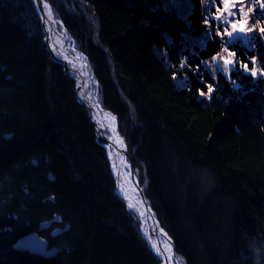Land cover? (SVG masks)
Returning a JSON list of instances; mask_svg holds the SVG:
<instances>
[{"label": "trees", "instance_id": "1", "mask_svg": "<svg viewBox=\"0 0 264 264\" xmlns=\"http://www.w3.org/2000/svg\"><path fill=\"white\" fill-rule=\"evenodd\" d=\"M48 1L176 258L264 264V0H228L231 21L248 4L258 22L249 44L229 38L224 0L184 12L176 0ZM41 27L32 0H0V264H160ZM225 49L228 72L215 63ZM34 231L55 255L15 248Z\"/></svg>", "mask_w": 264, "mask_h": 264}, {"label": "bare ground", "instance_id": "2", "mask_svg": "<svg viewBox=\"0 0 264 264\" xmlns=\"http://www.w3.org/2000/svg\"><path fill=\"white\" fill-rule=\"evenodd\" d=\"M52 10L47 4H43V12L40 13L41 19L43 20V30L47 35L46 41L44 42L45 47L51 55L60 60L64 69L68 70L75 77L77 84L80 86L78 91L79 99L90 107L89 115L91 121L96 128L98 136L105 140L107 155L112 163L113 176L116 178L115 184L117 182V192L122 197L120 195L118 196L125 198L128 205H133L131 208L136 211L138 217L141 219L142 231L146 235L148 244L159 257L162 259H164L163 256L166 257L167 260H164L163 264H177L171 237L151 215L146 213L145 207L136 196L135 185L131 182L128 172L130 165L129 156H126L120 150L124 147V141L117 129L115 117L105 112V109L103 108V110L99 107V103L96 102L97 100L91 89L92 74L87 57L82 51L80 52L78 49L74 50L73 47L66 45L68 44L66 36L57 27L58 24H61V21ZM49 13H51L50 16ZM47 241L49 240L47 239ZM160 245L164 252L159 248Z\"/></svg>", "mask_w": 264, "mask_h": 264}, {"label": "rangeland", "instance_id": "3", "mask_svg": "<svg viewBox=\"0 0 264 264\" xmlns=\"http://www.w3.org/2000/svg\"><path fill=\"white\" fill-rule=\"evenodd\" d=\"M33 1V4H34V7H35V11H36V13L38 14V17L40 18V21H41V28H42V44H43V48L50 54V56L52 57V55H51V53L48 51V49L45 47V41H46V37H47V35H46V33H45V31L43 30V20L41 19V14H40V12L38 11V9H37V7H36V5H35V2H34V0H32ZM50 5H51V3H50ZM176 5V7H178L179 8V10H181V11H187V9H188V7H189V3H188V1L187 0H176L175 1V3H174V6ZM224 4L222 3V6H223ZM260 5V4H259ZM177 8V9H178ZM244 9H242L241 10V14H242V16H239V17H237V18H235V19H233L232 21L230 20V18L231 17H229V16H231V15H229V13H231V11L228 9V8H225V9H228L227 11H226V15H227V18H225V17H222V18H224L223 20H220L221 22H226L227 23V26L228 25H230V26H228L229 27V30H228V35H229V33H231V35H229V38L230 39H232V40H239V41H241L242 43H245V44H249V39L251 38V34H252V31H255L256 32V29H254V28H259V25H258V22H256V24L253 22V19H245L246 17H249L250 16V13H251V8H249V6H248V4L247 5H244V7H243ZM254 8H255V5H254ZM253 8V9H254ZM51 9H52V5H51ZM219 8H217V10H218ZM53 11V10H52ZM229 20L231 21V22H229ZM58 23V22H57ZM231 23H237V28L236 29H233L232 27H231ZM243 27L244 28V31H240V27ZM57 27H59V30H60V32L61 33H63L65 36H66V41L68 42V44H66V45H69V46H71V47H73L74 48V50L76 49L77 50V48H75V42H74V40L71 38V37H69L68 36V33H67V30H66V28H65V26L61 23V24H58L57 25ZM224 27H226V26H224ZM81 52V51H80ZM230 53H229V51L227 50V49H225L224 51H223V53L221 54V55H219L218 57H216L215 58V63H216V65L217 66H219L220 68H223L226 72H228L229 71V68H231L232 66H233V59H232V57L229 55ZM52 59H54L53 57H52ZM54 60H56V59H54ZM56 61H58V60H56ZM225 61H228L229 63L228 64H225ZM59 63H61L60 61H58ZM70 73V72H69ZM70 75L75 79V77L70 73ZM75 81H76V97H78V94H77V86H78V84H77V80L75 79ZM98 82L96 81V80H94L93 79V77H92V86H91V89H92V91H93V93H94V97H95V99L97 100L96 102L97 103H99L100 104V106L102 107V108H104L102 105H101V103H100V101H99V98H98ZM78 100V99H77ZM79 101V100H78ZM105 109V108H104ZM106 111H108V112H111L110 110H108V109H105ZM111 113H113V112H111ZM114 114V113H113ZM116 115V114H115ZM112 116V115H111ZM117 116V115H116ZM118 118V117H117ZM116 121V126H117V129H118V131H119V134H120V136L122 137V139H123V141L125 140V138H124V136L122 135V133H121V131H120V127H119V119H118V121L117 120H115ZM104 139H106V138H104ZM106 141H107V139H106ZM124 143V147L127 145V142H126V140L123 142ZM123 147V148H124ZM127 149H128V146H127ZM129 152V151H128ZM127 156V155H126ZM128 156H130V154L128 155ZM130 158V157H129ZM109 161H110V168H111V171H112V173H113V169H112V163H111V160H110V158H109ZM130 162V161H129ZM131 166H133L132 165V163L130 162V165H129V169H128V172H129V176H130V167ZM133 168H134V166H133ZM134 172H135V169H134ZM135 175H136V172H135ZM136 178H137V180H138V177H137V175H136ZM114 179L116 180V178L114 177ZM130 180H131V182L135 185V183L132 181V179H131V176H130ZM138 183H139V180H138ZM139 186L141 187V189H142V191L144 192V190H143V188H142V186L140 185V183H139ZM115 189H116V193H117V195H120L118 192H117V182H116V186H115ZM135 193H136V196L139 198V200L141 201V199H140V194L138 193V187L135 185ZM145 194V193H144ZM121 196V195H120ZM122 197V196H121ZM145 197H146V195H145ZM123 200H124V202H125V204H126V206H127V208L129 209V210H133V208H130L129 207V205H128V202H127V200L125 199V198H122ZM147 199V198H146ZM141 203H142V201H141ZM147 203H148V200H147ZM148 205H149V203H148ZM149 207H150V209L152 210V212H153V215H151L156 221H157V219H156V217H155V214H154V211H153V209L151 208V206L149 205ZM146 210V209H145ZM134 214H135V216L139 219V229H140V232L142 233V236L146 239V241H148L147 240V238H146V235H145V233L142 231L143 230V226H142V222H141V219H140V217H138V215H137V213H136V211H132ZM21 238V237H20ZM19 238V239H20ZM18 239V240H19ZM170 239H172V238H170ZM17 240V241H18ZM16 241V242H17ZM149 243V242H148ZM16 244V243H15ZM148 246L150 247V249L152 250V247L148 244ZM16 248V247H15ZM173 248H174V244H173ZM17 249V248H16ZM19 250H24V249H19ZM174 250V253H175V248L173 249ZM27 251H29V250H27ZM31 252V251H30ZM152 252L156 255V256H158L157 255V253H155L153 250H152ZM164 257V256H163ZM158 258L159 259H161L160 260V264H163L164 263V260L165 259H162L161 257H159L158 256ZM175 258H176V254H175ZM175 261H176V263L177 264H182V262L181 261H179L178 260V258H176L175 259Z\"/></svg>", "mask_w": 264, "mask_h": 264}, {"label": "water", "instance_id": "4", "mask_svg": "<svg viewBox=\"0 0 264 264\" xmlns=\"http://www.w3.org/2000/svg\"><path fill=\"white\" fill-rule=\"evenodd\" d=\"M34 2H35V5H36L37 9L40 11V13L43 12V4H47L51 8V5L48 2V0H34ZM43 2H46V3H43ZM52 57L54 59L60 61L55 56L52 55ZM79 88H80V86L78 85L77 86V94H78ZM77 99L86 108V110L88 112V117L91 120V117L89 115L90 107L88 105H86L84 102H82L79 99V96L77 97ZM98 105H99V107H101L100 104H98ZM104 111L107 112V113H109L113 117H115V119L118 121V118H117V116L115 114H113L111 112H108L106 110H104ZM120 150L125 155H127V156L129 155V152H128V149H127V145L124 148L120 149ZM130 176H131L132 181L138 187V193L140 194V199L142 201L143 206L146 209V213L149 214V215H153V212H152V210L150 209V207H149V205L147 203V199L145 197V194L142 191L141 187L139 186V183H138V180L136 178V175H135L133 166L130 167ZM46 225H47V223L43 224L42 227H45ZM58 232H61V230H59ZM15 247L17 249L29 250V251H31L33 253H36V254H39V255H45V256H53L57 252V249L54 248V247H50L49 241H47V239L45 237H43L38 232L30 233V234H27V235L21 237L16 242ZM159 248L163 251L161 245H160ZM164 259L167 260L165 256H164Z\"/></svg>", "mask_w": 264, "mask_h": 264}, {"label": "snow or ice", "instance_id": "5", "mask_svg": "<svg viewBox=\"0 0 264 264\" xmlns=\"http://www.w3.org/2000/svg\"><path fill=\"white\" fill-rule=\"evenodd\" d=\"M224 7H225V8H228V0H224ZM217 11L219 12L220 10L218 9ZM50 15H51V13H49V16H50ZM229 15L234 16V15H236V13H235V12H231V13H229ZM215 19H216V20H220V15H217V16L215 17ZM231 27H232L233 29H236V28H237V23H231ZM240 31H244V28H243L242 26L240 27ZM261 31H264V29H261ZM229 35H231V33H229ZM228 63H229L228 61H225V64H228ZM245 68H246V66H245ZM220 70L223 71L224 69L221 68ZM251 75L256 76L257 73H256L255 71H252ZM114 167H115V166H114ZM129 207L131 208V207H133V205L130 204Z\"/></svg>", "mask_w": 264, "mask_h": 264}]
</instances>
